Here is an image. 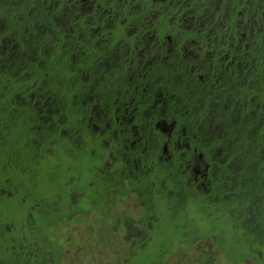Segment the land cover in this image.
Wrapping results in <instances>:
<instances>
[{
    "label": "trees",
    "instance_id": "trees-1",
    "mask_svg": "<svg viewBox=\"0 0 264 264\" xmlns=\"http://www.w3.org/2000/svg\"><path fill=\"white\" fill-rule=\"evenodd\" d=\"M94 213L123 264H264V0H0V264Z\"/></svg>",
    "mask_w": 264,
    "mask_h": 264
},
{
    "label": "rangeland",
    "instance_id": "rangeland-1",
    "mask_svg": "<svg viewBox=\"0 0 264 264\" xmlns=\"http://www.w3.org/2000/svg\"><path fill=\"white\" fill-rule=\"evenodd\" d=\"M119 203L113 208V213L130 215L134 222L132 229H136L144 241L146 231L143 227H138V219L144 211L142 203L135 195H130L127 200L120 199ZM98 215L97 213L87 215L78 224L62 221L56 226L55 238L64 246L61 264H123L124 252L132 244V237L123 238V228L113 230L111 221L108 225L98 226L96 224ZM145 226L148 229L151 224L148 222ZM208 241L209 239L194 244L192 250L188 252L181 251L175 244L172 252L165 258V264H203L202 261L210 255L217 259L216 264H237L224 258Z\"/></svg>",
    "mask_w": 264,
    "mask_h": 264
},
{
    "label": "flooded vegetation",
    "instance_id": "flooded-vegetation-1",
    "mask_svg": "<svg viewBox=\"0 0 264 264\" xmlns=\"http://www.w3.org/2000/svg\"><path fill=\"white\" fill-rule=\"evenodd\" d=\"M157 128V127H159L160 128V130L161 131H164V132H168L169 131V126H165L163 123H161V125H159V123L157 124V123H155V125H154V128ZM202 177H204V176H202V175H200V174H197V177L195 178V181H198L200 184L202 183L201 182V180H202Z\"/></svg>",
    "mask_w": 264,
    "mask_h": 264
}]
</instances>
